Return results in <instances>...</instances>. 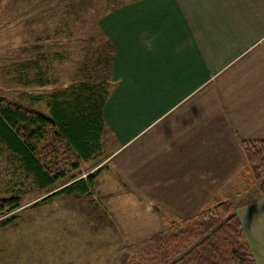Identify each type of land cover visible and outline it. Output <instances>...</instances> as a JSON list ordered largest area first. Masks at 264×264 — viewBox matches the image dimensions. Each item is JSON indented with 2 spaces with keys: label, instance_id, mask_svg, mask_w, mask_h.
<instances>
[{
  "label": "crops",
  "instance_id": "obj_1",
  "mask_svg": "<svg viewBox=\"0 0 264 264\" xmlns=\"http://www.w3.org/2000/svg\"><path fill=\"white\" fill-rule=\"evenodd\" d=\"M100 26L115 45L106 161L176 221L232 203L264 264V197L242 146L264 141V0H135Z\"/></svg>",
  "mask_w": 264,
  "mask_h": 264
},
{
  "label": "rangeland",
  "instance_id": "obj_2",
  "mask_svg": "<svg viewBox=\"0 0 264 264\" xmlns=\"http://www.w3.org/2000/svg\"><path fill=\"white\" fill-rule=\"evenodd\" d=\"M55 7V0H0V98L46 116L56 91L70 94L75 85L103 76L81 71L85 45L69 37L68 27L61 33ZM103 141L102 157L79 161L78 171L69 166L67 180L47 190L0 142V201L16 199L21 206L0 219L11 220L0 227V264H116L120 249L176 222L163 206L149 205L144 191L126 189L105 160L115 150L109 133ZM92 175L88 193L52 196L71 184L63 185L70 177Z\"/></svg>",
  "mask_w": 264,
  "mask_h": 264
},
{
  "label": "trees",
  "instance_id": "obj_3",
  "mask_svg": "<svg viewBox=\"0 0 264 264\" xmlns=\"http://www.w3.org/2000/svg\"><path fill=\"white\" fill-rule=\"evenodd\" d=\"M55 2L52 12L60 11L64 25L61 33L68 27L69 37L74 38L76 44L85 45L81 71L103 76L75 85L76 90L70 94L56 91L48 116L0 98V142L20 160L43 190L66 181L69 166L78 171L79 161L90 162L104 155L103 139L108 129L103 119V107L114 85L115 45L102 31L100 20L121 5L119 0ZM242 146L252 176L264 197V141H245ZM71 159L75 160L72 164ZM77 179L70 177L63 185L71 184L52 196L61 193L84 195L94 184L95 176ZM20 207L16 199L0 201V219ZM10 222L2 221L0 227H6ZM116 264L257 263L235 206L220 201L191 219L176 221L167 230L139 244L123 247L117 254Z\"/></svg>",
  "mask_w": 264,
  "mask_h": 264
}]
</instances>
